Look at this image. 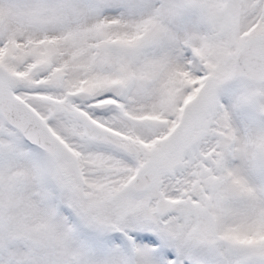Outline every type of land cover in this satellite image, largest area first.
<instances>
[{
    "label": "snow or ice",
    "instance_id": "6c2138e0",
    "mask_svg": "<svg viewBox=\"0 0 264 264\" xmlns=\"http://www.w3.org/2000/svg\"><path fill=\"white\" fill-rule=\"evenodd\" d=\"M0 264H264V0H0Z\"/></svg>",
    "mask_w": 264,
    "mask_h": 264
}]
</instances>
